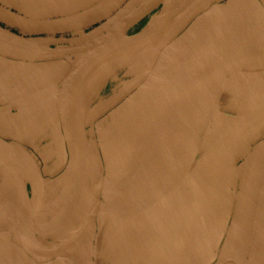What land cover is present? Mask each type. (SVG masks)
Segmentation results:
<instances>
[{"label": "flooded vegetation", "instance_id": "flooded-vegetation-1", "mask_svg": "<svg viewBox=\"0 0 264 264\" xmlns=\"http://www.w3.org/2000/svg\"><path fill=\"white\" fill-rule=\"evenodd\" d=\"M135 1L98 0L81 10L41 11L17 8L14 1L0 0L1 10L39 23L87 15L93 18L100 12L97 22L74 31L29 33L1 16L0 28L26 40L41 41L49 50L62 51L79 38L105 32ZM195 1L187 0L182 5L173 1L164 31L150 46L95 77L81 92L85 135L98 160L100 176L93 192L95 215L85 237L66 251L69 260L75 258L79 264H244L245 253L227 247L226 241L239 193V168L264 142V61L249 63L240 49L264 57V1L200 0L196 15L177 21ZM159 10L126 36L141 32ZM181 21L186 22L183 31L175 37L172 30L158 44L167 28ZM179 44L187 49L189 59L199 56L204 61V76L195 86L178 76L177 65L163 70L166 63H172L171 56ZM59 62H65L67 70L72 67L65 58L45 60L29 76L41 72L47 76L56 68L52 65ZM4 85L7 89L0 92V136L12 143L11 138L21 140L20 145L33 155L41 171L44 196L33 230L46 234L40 227L52 218L49 215L59 188L52 201L48 200L47 180L53 182L52 186L58 180L46 178L45 173L49 175L60 162H48L42 149L57 137L47 136L42 141L38 133L34 137L37 141H32L31 136L25 138L19 133L31 131V109H42L49 88L45 85L21 95L24 89L15 91V85ZM157 101L161 104L156 108ZM196 107L194 133L183 138L176 160V131L180 127L173 124L175 115ZM19 111L25 113L20 120L15 118ZM161 116L168 121L160 122ZM58 127L52 125L51 129L56 131ZM33 145L37 146V155ZM260 164L262 178L264 154ZM0 194L9 202L1 178ZM149 204L146 210L121 218L99 215ZM254 216L249 214L251 223ZM2 221L6 224L2 230L6 231L9 224ZM11 240L16 238L0 237V261L31 264ZM173 242L177 250L185 248L184 255L165 253Z\"/></svg>", "mask_w": 264, "mask_h": 264}, {"label": "water", "instance_id": "water-1", "mask_svg": "<svg viewBox=\"0 0 264 264\" xmlns=\"http://www.w3.org/2000/svg\"><path fill=\"white\" fill-rule=\"evenodd\" d=\"M18 5L17 8H31L43 11L63 10L77 8L83 9L98 0H11ZM173 1L177 5L184 4L187 0H136L122 16L110 24V27L98 36L91 34L75 40L69 48L62 51L49 50L44 43L38 40H26L13 35L0 28V92L7 87H15V91L24 89L20 94L35 92L39 88L54 83L45 93L48 99L42 107L31 109V115L38 125H46L53 121L59 126L62 134L60 143L66 148L68 163L65 167L60 182L63 187L54 201V206L61 205V209L41 229L46 234H36L33 222L44 196V184L41 171L33 155L26 151L17 137L11 138L12 142L0 136V178L5 187L9 202L0 194V221L5 219L9 229L2 230L5 222L0 224V237L13 236L11 244L29 258L31 264H79L69 260L66 251L82 240L88 232L90 219L95 215L96 201L93 192L100 176V167L95 154L91 151L85 135L84 113L81 104L80 91L84 85L109 69L119 66L130 60L142 49L150 46L164 31L169 11ZM222 0H216L219 3ZM264 1V0H260ZM200 0L192 3L180 16L188 20L199 11L197 7ZM160 8L157 16L150 19L148 24L134 36H126L127 32L144 18L148 17L155 9ZM75 9V10H77ZM101 13L106 12L100 9ZM80 16L64 21L39 23L26 20L20 16L5 12L0 9V16L6 22L19 27L29 33L55 34L64 31H74L87 27L100 19ZM185 21L172 24L160 38H164L174 30L171 36H177L183 31ZM179 40L176 42L178 44ZM187 49L181 44L177 45L175 53L171 56L170 65L165 64L164 71L177 65L178 76L183 77L191 85H196L204 76V61L199 56L189 59ZM242 57L249 63L256 61L261 64L264 57L242 47ZM65 58L71 64L67 75L58 83L59 77L51 78L46 74L37 73L29 76L35 67L45 60L55 61ZM169 61V60H168ZM53 64V63H51ZM167 65V66H166ZM55 69L62 68L67 71L64 62L55 63ZM46 83V84H45ZM184 85L185 82H183ZM200 87L202 83L200 81ZM8 92V90H7ZM44 93V94H45ZM201 95L199 91L198 96ZM199 98L197 100L198 104ZM161 104L157 101L156 108ZM197 107L191 112H178L175 115L176 131V160L180 148L187 135H193L196 121ZM24 112L17 113L16 119H23ZM51 118V120H50ZM160 122H167L163 116ZM42 121V122H41ZM180 123V124H177ZM45 128V127H44ZM37 132V131H36ZM29 132L21 131L20 136L25 137ZM182 138V139H180ZM55 146L49 148L54 150ZM48 149V148H47ZM264 154V142L256 147L247 156L240 166V187L236 202L234 220L229 231L227 247H235L245 253L244 264H264V175L259 176L261 169L260 160ZM203 187L202 189H204ZM149 204L141 209L129 211H111L99 213L103 218H121L134 215L149 208ZM54 212V210H53ZM253 223L249 214H254ZM53 214V213H51ZM2 230V231H1ZM4 233V234H2ZM2 253V251L0 252ZM0 264L3 262L0 261Z\"/></svg>", "mask_w": 264, "mask_h": 264}, {"label": "rangeland", "instance_id": "rangeland-1", "mask_svg": "<svg viewBox=\"0 0 264 264\" xmlns=\"http://www.w3.org/2000/svg\"><path fill=\"white\" fill-rule=\"evenodd\" d=\"M67 72L68 70L66 71L65 69L63 70L62 68L60 69H55V70H52L51 73L48 75V76H52L51 78H54V77H57V75H60L62 73V76L59 77V80L56 81V84H57V87L59 86L58 83L61 82V80L67 75ZM47 76V77H48ZM54 83H51V84H48L47 87L50 88L51 86H53ZM85 87V85L82 87L81 89V92L83 90V88ZM81 92H80V98H81ZM81 104H82V101H81ZM42 110V109H41ZM36 117V116H35ZM33 116V118H35ZM36 119H33V123H32V128H31V131L29 133H27V135H25V138L26 137H32V141L35 140L37 141L35 138V136L37 135L38 137L40 136V138H43L42 141L47 138V136H52V137H57V140L55 141L54 139V142H49L48 145H46V147L44 149H42L43 151H46L47 153L45 154V158L48 159V162H57V165L58 163L60 162V164L58 166H55L53 169H51L52 172L49 173V175H47V173H45V176L46 178H49V179H53V178H56L58 180V184L56 185H51L53 184V182L47 180V183H48V186H47V199L52 201L51 199L53 198L54 194H55V191L59 188V191L56 195V197L54 199L57 198L58 194L60 193L61 191V188L63 187V182H60L59 179L61 177V174L63 173L65 167L67 166V163H68V155H67V152H66V148L62 146V144L60 143L61 141V137H62V134L61 132L59 131V127L57 128L56 131H54V129H51V126L54 125L56 126L57 124H55L53 121H48V123H46V125H38L37 123H34ZM51 120V118H50ZM58 126V125H57ZM45 127V128H44ZM47 131H45V130ZM42 130V131H40ZM37 131V133H36ZM41 132V133H40ZM35 137V138H34ZM24 138V139H25ZM39 145V144H38ZM43 145V144H42ZM52 146H55V151L54 150H50L49 148H51ZM37 146H34L33 145V149L32 151L34 153H36V155L38 154L37 151L35 150ZM48 148V149H47ZM53 151V152H52ZM50 185V186H49ZM50 201H48V203H50ZM55 201V200H54ZM53 201V203H54ZM52 203V207L54 209V212L53 210L51 211V213L53 214H50L49 216H51L52 218L55 216V214L58 213V211L61 209V205L55 207L54 204ZM57 211V212H56ZM51 220V219H50ZM49 220V221H50ZM48 221V222H49Z\"/></svg>", "mask_w": 264, "mask_h": 264}, {"label": "crops", "instance_id": "crops-1", "mask_svg": "<svg viewBox=\"0 0 264 264\" xmlns=\"http://www.w3.org/2000/svg\"><path fill=\"white\" fill-rule=\"evenodd\" d=\"M182 245V243H181ZM172 248H170L167 252H165L166 254H173V255H176V254H181V255H184V253L186 252L185 248L183 249H179L177 250L176 247H175V243L173 242V244L171 245ZM50 264H59V263H56V262H52Z\"/></svg>", "mask_w": 264, "mask_h": 264}, {"label": "bare ground", "instance_id": "bare-ground-1", "mask_svg": "<svg viewBox=\"0 0 264 264\" xmlns=\"http://www.w3.org/2000/svg\"><path fill=\"white\" fill-rule=\"evenodd\" d=\"M81 92V91H80Z\"/></svg>", "mask_w": 264, "mask_h": 264}]
</instances>
